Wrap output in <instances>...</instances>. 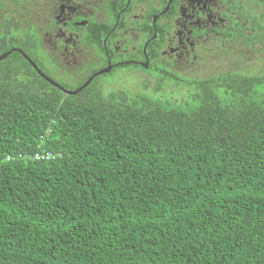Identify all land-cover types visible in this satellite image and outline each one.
Instances as JSON below:
<instances>
[{"label":"trees","instance_id":"obj_1","mask_svg":"<svg viewBox=\"0 0 264 264\" xmlns=\"http://www.w3.org/2000/svg\"><path fill=\"white\" fill-rule=\"evenodd\" d=\"M7 1L0 55L33 25ZM173 83L65 96L0 62V264H264V77Z\"/></svg>","mask_w":264,"mask_h":264},{"label":"flooded vegetation","instance_id":"obj_2","mask_svg":"<svg viewBox=\"0 0 264 264\" xmlns=\"http://www.w3.org/2000/svg\"><path fill=\"white\" fill-rule=\"evenodd\" d=\"M7 3L12 10L3 17L33 24L24 53L66 90L74 91L106 70L90 85L130 89L138 82H171L166 77L173 82L264 77V0ZM211 66L217 71L204 78L186 73Z\"/></svg>","mask_w":264,"mask_h":264},{"label":"rangeland","instance_id":"obj_3","mask_svg":"<svg viewBox=\"0 0 264 264\" xmlns=\"http://www.w3.org/2000/svg\"><path fill=\"white\" fill-rule=\"evenodd\" d=\"M217 62V61H216ZM217 68L211 66L207 69L204 68H197V69H191L189 71H187L186 73H189L188 76H192V77H198L200 76V78H204L207 77L208 75H210L213 72H216ZM102 83V82H100ZM104 83H115V82H104ZM124 83V82H123ZM131 83V82H128ZM127 83V84H128ZM147 84L146 86V91L147 93H155L156 96H162V95H166L168 97H171V99H182L185 98L187 96V90L183 87L180 86L176 83L173 82H167L166 85H163L162 87H164V89L162 90L161 88V92L156 93L155 89L157 88L156 82H154L153 84H151L150 82H138V84L134 87V88H130L129 90L134 92V93H140L144 90L143 85ZM126 87V85H125ZM116 88H107L106 91H111V90H115Z\"/></svg>","mask_w":264,"mask_h":264},{"label":"water","instance_id":"obj_4","mask_svg":"<svg viewBox=\"0 0 264 264\" xmlns=\"http://www.w3.org/2000/svg\"><path fill=\"white\" fill-rule=\"evenodd\" d=\"M18 53L20 54L27 62L28 64L36 71V73L42 78L44 79L46 82H48L50 85L54 86L55 88L59 89L60 91L63 92V94L65 96H76L79 93H81L83 90H85L91 83V81L99 76V75H103L109 72V70L106 71H100L97 74H95L94 76H92L87 82H85L80 88L72 91V90H66L63 87H61L59 84H57L56 82L52 81L51 79H49L48 77H46L43 73H41V71L37 68V66L35 65V63L21 50L19 49H11L10 51H8L5 54L0 55V62L7 59L8 56H10L12 53Z\"/></svg>","mask_w":264,"mask_h":264},{"label":"built area","instance_id":"obj_5","mask_svg":"<svg viewBox=\"0 0 264 264\" xmlns=\"http://www.w3.org/2000/svg\"><path fill=\"white\" fill-rule=\"evenodd\" d=\"M50 155H48V158H49Z\"/></svg>","mask_w":264,"mask_h":264},{"label":"bare ground","instance_id":"obj_6","mask_svg":"<svg viewBox=\"0 0 264 264\" xmlns=\"http://www.w3.org/2000/svg\"><path fill=\"white\" fill-rule=\"evenodd\" d=\"M39 69V68H38ZM40 70V69H39ZM41 71V70H40Z\"/></svg>","mask_w":264,"mask_h":264}]
</instances>
